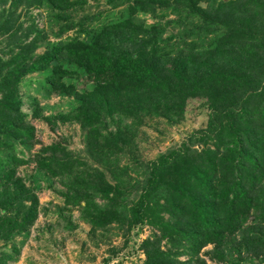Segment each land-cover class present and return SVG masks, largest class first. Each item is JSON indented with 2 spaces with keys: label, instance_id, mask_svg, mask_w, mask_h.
<instances>
[{
  "label": "trees",
  "instance_id": "1",
  "mask_svg": "<svg viewBox=\"0 0 264 264\" xmlns=\"http://www.w3.org/2000/svg\"><path fill=\"white\" fill-rule=\"evenodd\" d=\"M7 2L16 8L22 3L29 9L41 8L49 21L72 27L75 22L89 29V24L85 26L89 16L74 19L86 0H0V7ZM138 3L152 14L155 6L169 4L165 0ZM184 7L201 18L205 31L213 26L225 31L213 50L202 55L162 51L156 46L159 27L137 25L138 5H133L127 19L94 31L91 40L65 42L35 56L38 37L27 38L36 27L22 29L9 11L0 25V39L8 35L17 45L0 55V238L11 240L36 213L32 207L26 209L24 202L35 204V200L16 176L23 161L14 150L31 140L33 132L24 126L18 86L61 56L82 71L65 74L95 85L92 91L76 95L74 114L93 162L76 158L60 145L46 147L34 157L36 169L65 184L66 206L79 203L80 217L92 229L123 225L124 211L129 212V220L147 223L156 232L142 244L144 264H189L176 259L179 250L206 264L199 254L210 244L216 246L223 264H234L231 252L237 258L264 253V0H227L210 11L194 0H184ZM55 85L58 93L73 94L61 79L50 81L49 88ZM191 99H205L213 111L206 127L196 133L198 142H207L206 146L192 148L191 143L173 159L153 163L141 182L118 178L123 169L119 170L117 151L123 137L135 132L132 129L142 121L174 122ZM174 109L179 110L177 115ZM115 112L116 130L108 132L105 120L114 121ZM130 189L136 195L133 199ZM96 198L105 203H95ZM252 217L254 225L245 226ZM161 241L173 250L162 249ZM9 256L0 257V264H6Z\"/></svg>",
  "mask_w": 264,
  "mask_h": 264
},
{
  "label": "rangeland",
  "instance_id": "2",
  "mask_svg": "<svg viewBox=\"0 0 264 264\" xmlns=\"http://www.w3.org/2000/svg\"><path fill=\"white\" fill-rule=\"evenodd\" d=\"M86 1L85 8L74 13V19L83 14L89 16V21L85 24V26L89 24V29L86 30L77 26L78 23L75 22L72 27L66 26L65 22L49 21L41 8L29 9L25 3L16 8L11 2L0 7V15H3L0 17L2 18L0 25L4 24L5 17L13 10L14 18L22 29L36 27L27 38L29 41L38 37L39 45L35 49V56L47 54L54 46L65 42L91 40L94 31L127 19L128 9L133 5H138L134 16L135 23L143 25L146 29L158 26L156 46L170 54L181 51L183 54L202 55L213 50L218 37L225 32L222 28L214 26H210L212 27L210 31H205L206 27L202 25L201 18L187 12L184 0H165L169 3L168 6L163 8L155 6L156 14L143 11L139 0ZM194 1L199 7L210 11L227 0ZM143 6L147 7V4ZM7 36L0 39V55L8 54L11 48L17 45L13 38ZM113 38L112 36L111 39ZM9 43L10 48H6ZM8 56L3 57L8 59ZM69 71L82 73L76 64L60 56L49 63L46 71L31 73L18 86V100L20 111L24 115V126L32 128L33 132L31 140L14 150L13 154L15 156L18 154L23 161L17 168L16 176L27 188L29 196L35 200V204L29 200L25 201L26 209L32 207L36 213L26 229L23 230L21 227L16 230L11 240L0 238V257L11 254L4 260L6 264H144L142 244L146 239H152L156 232L151 226L129 220V212L124 211L123 217H126V222L123 225L92 229L82 221L79 203H76V206L65 205V194L68 190L63 181L36 169L34 157L52 145H60L76 158L89 164L93 162L85 149V132L74 121V114L78 107L76 95L92 91L95 85L86 80L85 83L80 81L81 77L65 74ZM58 79L72 87L71 96L58 93L56 85L49 88L50 81L55 82ZM174 111L177 115L179 110ZM212 112L205 99H191L184 113L175 118L174 122L142 121L138 128L132 129L136 133L131 132L127 138L123 137L125 141L117 151L119 170L123 169L118 178L121 177L124 182L132 179L141 182L146 176V170L153 167V163L158 164L161 159H173L175 154L191 143L192 148L201 149L202 146H206L207 142L204 144L198 142L196 133L206 127L208 116L212 115ZM117 113L112 114L114 121H109L108 117L105 120L108 132L116 130ZM214 145L210 143L209 148L214 149ZM105 174L113 185L115 182L110 175ZM119 182L120 180L117 181ZM128 195L131 199L136 197L132 189ZM95 203L103 205L105 201L96 198ZM26 213L27 211L22 212L18 221H21ZM163 216L167 218L166 214ZM253 220L252 217L245 226L254 225ZM161 247L164 250H173L166 241H161ZM224 247L222 248L226 253H229L228 248ZM231 255L230 260H233L234 264H264V253L258 256L243 254L241 258H237L232 252ZM199 257L205 260L206 264H223L217 257L215 245H207L201 250ZM176 259L180 262L190 261L189 264H198L197 259L190 260V255L182 250H179Z\"/></svg>",
  "mask_w": 264,
  "mask_h": 264
}]
</instances>
